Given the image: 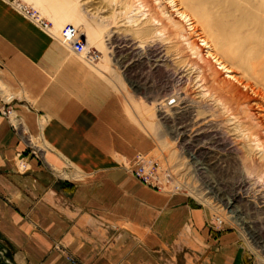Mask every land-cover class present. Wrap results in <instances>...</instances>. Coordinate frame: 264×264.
Here are the masks:
<instances>
[{"label": "crops", "instance_id": "obj_1", "mask_svg": "<svg viewBox=\"0 0 264 264\" xmlns=\"http://www.w3.org/2000/svg\"><path fill=\"white\" fill-rule=\"evenodd\" d=\"M53 33L0 0V99L13 93L14 116L47 143L38 161L0 117V264H246L207 210L132 176L156 140Z\"/></svg>", "mask_w": 264, "mask_h": 264}, {"label": "rangeland", "instance_id": "obj_2", "mask_svg": "<svg viewBox=\"0 0 264 264\" xmlns=\"http://www.w3.org/2000/svg\"><path fill=\"white\" fill-rule=\"evenodd\" d=\"M20 1L36 10L41 17L47 19L52 24L54 31L53 34L58 36L63 45L67 48L69 47L65 43L66 41L64 35V28L66 25H71L78 29L79 32L86 37L87 45L92 42L89 35L93 31L101 30L99 31L100 37L97 42V47H87L85 53L82 54V56H86V60L92 66V68L101 74L114 88L118 96L123 101L125 108L130 114L132 120L144 130H146L156 140V148L148 155V157L158 158L162 170L164 169V171L167 173V169L169 167L173 166L175 169H178L181 166L184 167L185 163L187 162V157L185 158L186 153H184V151H190V155L191 153H196L199 156V160L196 161L198 162V165L195 163V166L197 165L202 169L201 172L203 173L198 174L200 177H205V181L203 183L204 186L207 182L206 178H209L210 174H212L213 180L214 178H220L217 179V182H220L223 177H230V179L227 180V183H221L222 186L219 183H212L214 190H211L210 188L208 189H210L211 194H215L218 197L219 195L217 191L220 192L221 196H223L225 200L228 198L230 199V195L239 193V196L242 200V208L239 207L241 210V216L250 223V227L244 230L245 233H242L240 230H238V228L230 226L229 222L225 218L227 222L225 227L220 230L211 231L223 234L234 233L237 238V244L240 246L243 252L246 264H264V257L262 256L264 254H262L263 252L259 248L264 246V185L261 182L256 181L255 175L252 174L250 176L251 178L248 176L250 180H254V185L256 186V201H252L251 198H246L244 195L240 194L241 187L236 186V183L238 182L231 179L238 178L237 180H239L241 178L240 180L247 181L249 178L244 174L248 165L246 166L241 163L239 154L234 150L235 147H232L234 146L232 145L233 142H226V137L222 136L220 133L221 131L223 132L225 130L224 132L228 134L229 137L231 136L233 138V136H235L233 130L234 126L230 125V122H228L225 118L226 116H211V100L209 98H206L208 100L202 98V96L198 93L200 89H198V86H196L198 85L196 84V79L190 81L191 83L186 81L189 79L188 77L192 78L193 75H195L192 74V72L194 73L191 67L192 63L189 62L192 61L190 59L191 57L186 52L180 53L178 50L179 46L177 45H172L164 39L161 41L155 40L153 37L154 28H152L151 25H148L143 32H141L142 30L139 31V29L137 30L135 28H131V26L127 23L125 14L123 13H127L128 11L125 9V7L130 4H135L136 0ZM149 1L153 3V0ZM189 1L190 2L188 3L184 0V3L180 6V8L182 11L191 16L193 25L195 24V28L197 27L195 29L196 33L191 32L186 23L181 20L180 16L173 9L169 0H161L162 5H166L169 8V12H173L174 17L178 21L180 20L181 23L186 27L188 32L187 35H192L190 41H195L198 46L204 49V54H206L208 51V47L205 46L203 41H206L205 43L209 42L210 44L214 45L215 42L213 41L218 36L217 27L215 25L211 26V23H224L223 26L226 25L225 27L228 29L232 28L229 29L230 32L232 31L233 33L235 30L238 32L239 36H242V38L248 37L256 40L264 38V0ZM200 1L203 2V4ZM210 1L212 2L210 3ZM65 2L69 3L68 5L70 8L73 7V5L77 6L73 14V18L71 19L67 17L65 18L64 9L63 7H60ZM115 2H117L119 6H115ZM157 11L158 10L156 9L153 11V13L157 14ZM55 12H58L56 15H61L63 17L60 20L57 19V25H54L55 22L52 19ZM201 14L205 16L207 15V21L205 23L199 20ZM50 15H52V17ZM159 16L160 14H158V17ZM211 16L212 19H210ZM104 19L107 20V23H104L106 21H102ZM235 24L237 29L234 27ZM208 25H210V27L213 29H210ZM51 30L46 32L51 33ZM212 34L213 36L216 34L217 35L212 37ZM181 52H183V50ZM184 54L186 55L184 56ZM234 68L236 69L237 67ZM234 68L233 71L236 73H234V75L240 77L242 74L241 70H235ZM181 77H184L183 81H179ZM224 77H227L226 74ZM180 94L182 98L186 97V100L183 104L178 100V96ZM167 97L168 100L172 98L176 99V105L174 107L168 106V101L166 100ZM200 100L202 102H200ZM189 107H193V111H187ZM180 108L182 110L184 109L182 113H179L180 111L178 109ZM192 114L194 117L200 116V118L196 119L198 123L205 121L208 122L210 119L207 120V117H210L211 120L216 121L217 127H219L216 128L215 126L216 129L213 130L217 132V136L220 137L222 142H224L225 145L232 151L229 154H225L224 146H222L223 149L221 146L219 148L210 146L207 150H204L202 148L204 145V140L196 145L193 144V140H187V138H185L186 130H184V127L180 126L195 121L193 118H190ZM170 116L176 119V123H178L177 126L173 124L174 122H172ZM225 120L226 124L224 123ZM37 121L40 126L43 124V119H37ZM208 125L209 124L207 123V126ZM20 130L22 136L25 135L23 137L28 138L27 136L29 135L30 139L33 140L32 142L34 145L38 146V148H42V161H44V152L47 143H45L41 136L33 137L30 135L24 124L23 127L20 126ZM236 137L237 136H235V138ZM236 140L239 141L240 138H237ZM240 142H238L240 147L247 145L241 140ZM180 144L181 147H183L181 149H184L183 153L180 151ZM226 155L229 158L226 159ZM234 156L236 158H234ZM221 160H223L222 162H224L226 165V172L224 173L218 172L216 170L219 167L217 164ZM199 163H202V165ZM188 165L191 168L189 162ZM192 177L194 180L197 179L194 175V171H192ZM191 180V178H186L190 192L193 193V196L198 201H201L204 206L196 204L191 199L190 200L197 207L208 211V220H211L212 216L215 214L224 216V212L219 208L224 204L222 203L214 206L215 204L213 200H211V197H207L206 194L203 193L202 189L197 186L195 183L196 181L190 182ZM248 183L249 182H243L240 186H248ZM228 213L232 215L230 211Z\"/></svg>", "mask_w": 264, "mask_h": 264}, {"label": "bare ground", "instance_id": "obj_3", "mask_svg": "<svg viewBox=\"0 0 264 264\" xmlns=\"http://www.w3.org/2000/svg\"><path fill=\"white\" fill-rule=\"evenodd\" d=\"M185 1H187L188 3L190 2L189 0H185ZM169 2L172 5L175 12L180 16L181 20L184 21L187 27L190 28L191 32H195L196 31L195 29L197 27L195 28L194 26L195 24L193 25L191 16L185 13L184 11H182V9L180 8V6L183 5L184 0H169ZM211 2L212 1H210V3ZM201 3L203 4V2ZM68 4H69L68 2L67 3L65 2L60 7H63L64 9L65 18L67 17L71 19L73 18V14L77 6L73 5V7L70 8ZM115 6H119L117 2H115ZM125 9L128 12L123 14H125L127 23L131 26V28L133 29L135 28L137 30L139 29V31L142 30L141 32H143L148 25H151V27L154 28L153 37L155 40L161 41L162 39H164L165 41H168L172 45H177L179 46L178 50L180 53L186 52L191 57L190 59L192 61L189 62L192 63L191 67L193 69L192 71H194V73L192 72V74L195 75H193L192 78L188 77L189 79H187L186 81L190 82L196 79V84H198L196 86H198V89H200L198 93L202 96V98L205 99L209 98L212 102V106L210 102L211 112H212L211 116H220V115L226 116L225 118L227 119L228 122H230V125L234 126L233 130L235 136H237L236 138L235 136H233V138L231 136L229 137L228 134L224 132L225 130L223 132L222 131L220 132L221 135L226 137V142H230V141L233 142L232 145L234 146L232 147H235L234 150L239 154L241 163L246 166L248 165L244 175L250 177L253 174L256 176V181H259L264 185V38L262 39L260 38L259 40L251 39L248 37L242 38V36L241 35L239 36L238 32H236L235 30L233 31V33L232 31L230 32L229 29L232 28L228 29L227 27H225L226 25L223 26L224 25L223 22H222L223 24H221L216 21L217 23L215 22H214L215 24L211 23V26L215 25L217 27L218 36L213 41L215 42L214 45L210 44L209 42L205 43L206 41H203L205 46L208 47L207 48L208 51L206 52V54H204V49L198 46V44L195 41L193 42L190 41L192 35L191 34L189 36L187 35L188 32L186 30V27L181 23L180 20L178 21L174 17L173 12L171 13L169 12V8L166 5L165 6L162 5L161 0H153V3L149 0H136L135 4L127 5ZM156 9L158 10L157 14H154L153 11ZM56 14H58V12H55L53 14L54 17L50 15L53 21L55 22L54 25H57L58 22L57 19L60 20L63 18L61 15L58 16ZM158 14H160L159 17ZM210 19H212V16ZM199 20L205 23L207 21V15L205 16L201 14ZM102 21H106L104 23H107L106 19ZM208 26L210 27V25ZM234 27H236V24ZM51 29L52 26L48 31H50ZM210 29L213 28L210 27ZM99 31H93L89 35L90 40L92 42L89 43L86 46V48L97 47V42L100 37ZM216 35L213 36L212 34V37H215ZM182 50L183 52H181ZM185 55L186 54H184V56ZM234 67H237L236 69L241 70L242 74L240 73L241 74L240 77L234 75L235 73L233 71ZM225 74L227 77H224ZM183 78L184 77H181L179 81L180 80L183 81ZM1 91H4V94L6 93L7 95H14L13 93L7 92L6 90L1 89ZM178 100L180 103L183 104L186 100V97L182 98L180 94L178 96ZM200 102L202 101L200 100ZM193 109H194L193 107L191 108L189 107L187 111L188 110L193 111ZM178 110L180 111L179 113H182L184 111V109L182 110L181 108ZM195 117H197V119L200 118V116H195ZM207 120H208L207 123L209 124L208 126H210L212 130L219 127V126L217 127V122L211 120L210 117H207ZM224 123L226 124V120ZM217 130L220 131L219 129ZM237 138H240V140L247 145L240 147L241 142L240 140L239 141L236 140ZM238 142H240V144H238ZM149 158H154L155 160H158V158L155 157H149ZM225 158L227 159L229 157L226 155ZM234 158L236 157L234 156ZM196 161L195 163H197L198 165V162ZM197 165L196 167H198ZM169 170L170 167L167 169V173H166V171H164L163 169L164 176H168L169 174H171L168 172ZM201 171L202 169H200L198 173H203ZM206 179H207V182L205 183L206 188H210L211 190H214V187H212V182H211L212 178L207 177ZM217 193L220 197L221 193L218 191ZM254 198L255 197L251 198L252 201H256ZM222 200L224 201V197ZM241 203L242 200L239 196V193H236L230 195V199L228 198L227 202H225L224 205L226 209H229V211L232 214L230 215L228 213L229 214L228 221L231 222L234 225V227L238 228V230H240L242 233H245L244 230L250 227L249 226L250 223L241 216V210L239 209V207L242 208ZM259 248L263 252L260 253L264 254V246H261ZM262 256L264 257V255Z\"/></svg>", "mask_w": 264, "mask_h": 264}, {"label": "built area", "instance_id": "obj_4", "mask_svg": "<svg viewBox=\"0 0 264 264\" xmlns=\"http://www.w3.org/2000/svg\"><path fill=\"white\" fill-rule=\"evenodd\" d=\"M12 6L16 7L22 14H24L27 18L32 20L34 23H36L38 26H40L43 30L48 31L50 27L52 26L51 23L38 14V12L34 9H32L30 6H28L25 3H22L20 0H5ZM64 35H65V43L66 45L75 52L78 55H81L84 53L86 46H87V41L85 36L79 32L78 29L71 25H66L64 28ZM168 101V106L174 107L176 105V99H170L168 100V97L166 98ZM165 100V101H166ZM17 102V99L15 98V95H6L3 99H0V117L6 118L12 125V127L17 130H20V126L23 127V124L21 121H18L17 118L14 116V109L13 105ZM175 117H180V116H175ZM184 117V116H182ZM173 124L177 126L178 123H176V119L170 116ZM190 118H193L192 123L190 122L189 124L186 125H181L180 127H184L186 130V137L187 140H193V144H198L199 142L204 140V145L202 148L204 150H207L210 146H213L214 148H219L220 146L225 147V154H229L231 150L225 145L224 142L220 139V137L217 136V132L214 130H211L209 126H207V121L198 123L197 118L194 116H190ZM179 120V119H177ZM198 123V124H197ZM178 127V128H180ZM25 136V135H23ZM28 138H24V140L27 142L29 148H30V153L29 155L38 161H42V153L41 149L38 148V146H35L33 143L31 144L32 140L30 139V136H27ZM177 137V136H174ZM208 141V142H207ZM180 151L183 153L184 149H181V144L179 146ZM198 148V147H197ZM223 149V147H222ZM210 151V150H209ZM186 153L185 158H186V163L185 166H181L178 169H175V167L172 166L170 167V170L168 171L169 174L168 176H164V171L161 169L160 163L158 160H155L154 158H149L147 156L143 155H138L136 159L133 162L132 167L130 168V173L132 176L144 187L151 189L155 192L158 193H165V194H170V195H184L191 199L194 203L199 204L201 206H204V204L201 201H198L190 192V189L187 187L186 178H191L192 180L190 182H194L199 186L200 189H202L203 193L206 194L207 197H211V200L214 202V206H217L219 204H224V201L222 200L223 198L218 197L215 194L210 193V189L206 188L203 183L205 181V177H200L198 174V171L201 169L199 166H195V158H197V161L199 160V156L196 153H191L190 151H184ZM223 160L218 162V168L216 169L218 172H226V165ZM191 165L190 166L188 165ZM202 165V163H199ZM24 169V167H23ZM192 171H194V175L197 178L196 180L193 179L192 177ZM208 176V175H207ZM206 176V177H207ZM210 177H212V174H210ZM217 179L220 178H214L212 177L211 182L213 184L215 183H227L230 179L227 177H223V179L220 180V182H217ZM234 181L238 182L236 183V186L241 187L240 194L244 195L246 198H253L256 200V186L254 185V180H237L238 178H231ZM216 181V182H214ZM242 182H249L248 186H240ZM235 183V182H234ZM210 193V194H209ZM227 202V200H226ZM222 209L224 212V216L222 217L219 214H215L212 216L211 220H207V227L210 230H220L226 225V219L228 221L229 217V209H226L225 205H221L219 207ZM228 211V212H227ZM226 218V219H225ZM229 222V221H228ZM230 226H234L231 222H229ZM236 229V228H235ZM68 260L71 262H74L75 259L73 256L68 255L67 256Z\"/></svg>", "mask_w": 264, "mask_h": 264}]
</instances>
